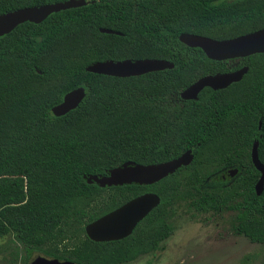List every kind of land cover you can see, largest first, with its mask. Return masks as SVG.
Segmentation results:
<instances>
[{"label":"trees","instance_id":"trees-1","mask_svg":"<svg viewBox=\"0 0 264 264\" xmlns=\"http://www.w3.org/2000/svg\"><path fill=\"white\" fill-rule=\"evenodd\" d=\"M63 1L0 0V15ZM86 1L0 37V239L13 234L25 264L33 252L76 264H130L162 250L173 232L169 213L182 201L202 213L235 212L234 232L264 245V190L256 193L261 174L251 159L258 142L264 164V53L215 61L179 40L182 33L227 40L262 29L264 0ZM126 59L174 68L126 78L86 70ZM243 67L241 81L182 99L197 80ZM79 87L86 96L77 108L54 116L52 108ZM189 149V166L151 185L102 188L85 179ZM145 193L160 204L130 236H87L88 224Z\"/></svg>","mask_w":264,"mask_h":264},{"label":"water","instance_id":"water-1","mask_svg":"<svg viewBox=\"0 0 264 264\" xmlns=\"http://www.w3.org/2000/svg\"><path fill=\"white\" fill-rule=\"evenodd\" d=\"M87 4L86 0H66L53 4L25 7L1 14L0 37L11 33L23 23L40 24L53 13L82 7ZM100 32L121 35L120 32L105 28H101ZM179 40L188 47L200 48L209 59L215 61L246 58L254 54L264 53V28L227 40H217L191 33H182L179 36ZM172 68H174V64L166 60L126 59L95 62L87 66L86 70L95 74L126 78ZM247 71L248 68L243 67L232 72L205 76L184 90L181 93V97L184 100H194L206 87L214 90L224 89L232 83L241 81ZM85 96V87H79L68 92L62 102L52 108L53 115L60 117L67 114L77 108ZM251 159L253 165L261 174L255 185L256 193L261 195L264 190V164L259 158L258 142L253 145ZM193 160V150L189 149L180 157L167 162L149 165L126 162L121 166L110 169L107 175H89L85 176V179L89 184L96 183L102 188L129 184L151 185L174 174L181 167L189 166ZM236 172L237 170H233V172L230 171L229 173L233 176ZM159 204L160 197L157 194L145 193L140 195L88 224L86 226V234L95 242H111L125 239L133 233L136 226ZM30 264L76 263L38 255Z\"/></svg>","mask_w":264,"mask_h":264},{"label":"rangeland","instance_id":"rangeland-1","mask_svg":"<svg viewBox=\"0 0 264 264\" xmlns=\"http://www.w3.org/2000/svg\"><path fill=\"white\" fill-rule=\"evenodd\" d=\"M219 179H227L226 173ZM234 216L228 209L202 213L176 202L168 216L173 232L162 243V250L130 264H264V245L235 233ZM38 255L44 256L33 252L30 262ZM24 257L13 234L0 239V264H25Z\"/></svg>","mask_w":264,"mask_h":264},{"label":"flooded vegetation","instance_id":"flooded-vegetation-1","mask_svg":"<svg viewBox=\"0 0 264 264\" xmlns=\"http://www.w3.org/2000/svg\"><path fill=\"white\" fill-rule=\"evenodd\" d=\"M229 172H230V171H228V172L226 173V175H227L228 178H232L235 174H234L233 176H231ZM232 172H233V171H232Z\"/></svg>","mask_w":264,"mask_h":264}]
</instances>
